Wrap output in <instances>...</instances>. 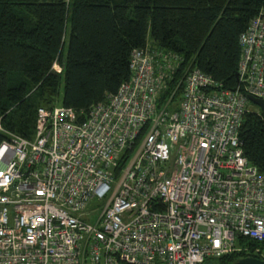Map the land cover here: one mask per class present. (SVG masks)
Returning a JSON list of instances; mask_svg holds the SVG:
<instances>
[{
	"label": "built area",
	"instance_id": "1",
	"mask_svg": "<svg viewBox=\"0 0 264 264\" xmlns=\"http://www.w3.org/2000/svg\"><path fill=\"white\" fill-rule=\"evenodd\" d=\"M239 45L233 90L149 44L85 119L41 107L33 139L0 123V264L264 263V174L240 138L264 101L261 14Z\"/></svg>",
	"mask_w": 264,
	"mask_h": 264
},
{
	"label": "trees",
	"instance_id": "2",
	"mask_svg": "<svg viewBox=\"0 0 264 264\" xmlns=\"http://www.w3.org/2000/svg\"><path fill=\"white\" fill-rule=\"evenodd\" d=\"M260 14L264 0H0L1 126L33 139L38 109L58 105L85 119L129 80L132 52L149 44L184 58L177 78L192 66L236 89L239 37ZM5 138L0 131V144ZM240 138L264 174L261 111L246 113ZM243 257L213 261L239 264Z\"/></svg>",
	"mask_w": 264,
	"mask_h": 264
},
{
	"label": "water",
	"instance_id": "3",
	"mask_svg": "<svg viewBox=\"0 0 264 264\" xmlns=\"http://www.w3.org/2000/svg\"><path fill=\"white\" fill-rule=\"evenodd\" d=\"M249 100L251 103L259 107L264 117V101H262L261 99L252 97V96L249 97ZM239 264H264V263L254 258H245V259L240 260Z\"/></svg>",
	"mask_w": 264,
	"mask_h": 264
},
{
	"label": "rangeland",
	"instance_id": "4",
	"mask_svg": "<svg viewBox=\"0 0 264 264\" xmlns=\"http://www.w3.org/2000/svg\"><path fill=\"white\" fill-rule=\"evenodd\" d=\"M249 108H250V109H258V110H260L259 107H257V106H256L255 104H253V103L249 106ZM243 245H246V242H244ZM240 247H241V246H240Z\"/></svg>",
	"mask_w": 264,
	"mask_h": 264
},
{
	"label": "crops",
	"instance_id": "5",
	"mask_svg": "<svg viewBox=\"0 0 264 264\" xmlns=\"http://www.w3.org/2000/svg\"><path fill=\"white\" fill-rule=\"evenodd\" d=\"M261 111V110H260Z\"/></svg>",
	"mask_w": 264,
	"mask_h": 264
}]
</instances>
